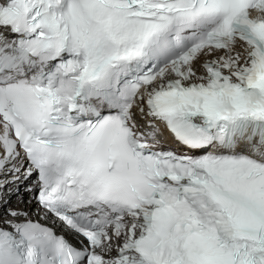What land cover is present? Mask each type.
<instances>
[{
	"label": "snow or ice",
	"instance_id": "1",
	"mask_svg": "<svg viewBox=\"0 0 264 264\" xmlns=\"http://www.w3.org/2000/svg\"><path fill=\"white\" fill-rule=\"evenodd\" d=\"M21 159L77 243L4 208L0 264H264V0H0Z\"/></svg>",
	"mask_w": 264,
	"mask_h": 264
},
{
	"label": "bare ground",
	"instance_id": "2",
	"mask_svg": "<svg viewBox=\"0 0 264 264\" xmlns=\"http://www.w3.org/2000/svg\"><path fill=\"white\" fill-rule=\"evenodd\" d=\"M28 189L29 188L21 189V198L23 197L22 199L14 198L13 196V199L9 202L10 207L14 206L16 208H19L21 206H27L28 203L32 204L33 203L32 198H29V197L33 196V193L30 191H27ZM29 200L30 202L27 203V201Z\"/></svg>",
	"mask_w": 264,
	"mask_h": 264
}]
</instances>
